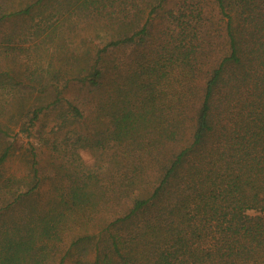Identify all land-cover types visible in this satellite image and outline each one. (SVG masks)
Returning a JSON list of instances; mask_svg holds the SVG:
<instances>
[{
	"label": "trees",
	"instance_id": "obj_1",
	"mask_svg": "<svg viewBox=\"0 0 264 264\" xmlns=\"http://www.w3.org/2000/svg\"><path fill=\"white\" fill-rule=\"evenodd\" d=\"M67 258L264 264V0H0V264Z\"/></svg>",
	"mask_w": 264,
	"mask_h": 264
},
{
	"label": "rangeland",
	"instance_id": "obj_2",
	"mask_svg": "<svg viewBox=\"0 0 264 264\" xmlns=\"http://www.w3.org/2000/svg\"><path fill=\"white\" fill-rule=\"evenodd\" d=\"M15 22V21H14ZM8 27H11V23L8 24ZM87 31H82L83 35L86 34ZM75 38V36H74ZM40 40V37L35 38L34 41H38ZM76 45H68L69 49L70 47H72L70 50H74L75 48H81L84 49L86 48L87 45H78V43H80L81 41V34L76 36ZM100 40L96 39L94 41L95 43H99ZM50 47H54L55 45H48ZM18 62L20 61V59H17ZM13 63V62H12ZM11 63V64H12ZM28 139L26 138V143L25 145L27 146L26 148L29 147L28 145ZM43 149L45 150L44 155H43V162L45 163L46 166H48L47 164H50V166H52L51 164L53 163V160H55L52 156H51V150L48 147V145H44ZM82 157L86 160L89 161L92 158L91 155V151L89 150H82ZM29 168H30V162L29 159L26 158H21L20 156L14 154L13 156H11L5 163L4 165V171L8 174H16V175H26L29 172ZM51 180L48 178L46 181V187H48L51 183ZM47 196V195H46ZM251 214H256L257 212L255 210H250ZM65 264H72V259L71 258H67V260L65 261Z\"/></svg>",
	"mask_w": 264,
	"mask_h": 264
}]
</instances>
